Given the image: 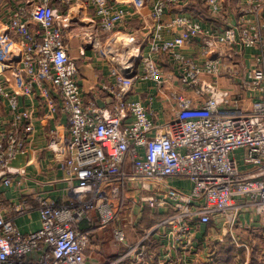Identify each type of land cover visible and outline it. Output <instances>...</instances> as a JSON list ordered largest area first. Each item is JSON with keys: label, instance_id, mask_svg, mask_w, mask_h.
Wrapping results in <instances>:
<instances>
[{"label": "built area", "instance_id": "2783aa9c", "mask_svg": "<svg viewBox=\"0 0 264 264\" xmlns=\"http://www.w3.org/2000/svg\"><path fill=\"white\" fill-rule=\"evenodd\" d=\"M52 1L18 5L6 20L14 73L23 83L20 93L12 91L0 68V98L9 107V119L0 123V184L22 192L24 181L12 178L9 170L30 149L39 106L45 121L66 118L68 157L61 170L73 200L58 203L36 193L31 201H0V264H89L86 252L95 230L81 231L80 224L96 213L98 230L114 225V204H123L131 190L142 206L165 212L146 239L164 230L175 239L177 255L166 251L158 264H201L204 251H199L197 235L204 228L220 229L224 237L219 243L226 237L247 250L236 229H264V0H239L240 20L223 27L185 12L164 23L168 12L183 9L186 1L144 0L152 10V25L141 42L146 51L141 68L131 78L102 86L115 99L108 115L85 102L80 68L68 53L67 28L58 22ZM56 1L62 9L72 5V0ZM80 1L94 12L105 35L119 32L131 17L116 0ZM202 4L212 19L223 17L226 0ZM174 32L178 35L166 37ZM195 42L200 51L188 56L185 48ZM250 49L259 52L247 65ZM223 78L236 88L234 93L220 90ZM173 80L183 92L170 91L163 99L171 113L168 122L127 98L136 82L163 89L171 88ZM157 99L151 96L149 103ZM176 181L191 183V191L174 187ZM35 212L41 228L21 233L15 222ZM112 233L117 244L126 243L122 228ZM208 240L202 242L205 251ZM149 241L130 247L114 264L144 258Z\"/></svg>", "mask_w": 264, "mask_h": 264}, {"label": "crops", "instance_id": "0c3cea01", "mask_svg": "<svg viewBox=\"0 0 264 264\" xmlns=\"http://www.w3.org/2000/svg\"><path fill=\"white\" fill-rule=\"evenodd\" d=\"M116 1L130 12L131 17L123 29L115 34L106 35L108 37L99 34L94 12L80 0H72V5L67 10L62 9L56 0L52 1V6L57 11L58 22L67 28L68 53L80 68V83L85 102L94 103L107 115L111 111V104L114 103L115 99L108 92L102 90V86L115 84L119 77L131 78L140 71L141 57L146 52L143 50L141 42L152 25L150 21L152 10L150 6L145 4L144 0ZM185 1L186 7L168 12L164 23L180 12L191 13L206 25L220 27L234 24L241 18L239 0H226L225 12L220 20L212 19L204 8V12L194 8L193 5L196 0ZM31 2L33 0H0V68L8 80L11 90L16 93L21 92L23 82L14 73L16 57L14 47L9 40L12 35L8 33L6 20L14 7L30 5ZM200 3L202 4V0ZM174 35L178 34L174 32L171 36L166 34V37L171 38ZM125 38L131 41L128 45L124 42ZM199 47L200 43L195 42L185 48V53L188 56L196 57L200 51ZM258 52L257 49L247 50L245 52V64H253ZM162 65L167 69V73H171L169 66L164 61ZM219 83V88L222 91L229 90L232 93L236 91V88L231 86L225 78L221 79ZM161 89L153 82L143 81L136 82L132 89L125 88L124 91L129 90L127 98L130 102L145 104L148 109L159 112V121L168 122L171 120V113L168 110L169 104L163 99H167L170 91L182 93L183 90L179 87L177 80H173L171 88L165 87L160 92ZM151 96L158 97L153 105L149 103ZM34 111L35 134L30 149L26 155L16 158L11 163L9 170L12 178L24 181V188L22 192H19L14 188L5 189L0 184V201L5 203L18 202L21 198L31 201L33 195L40 193L58 203L71 202L73 197L69 194L66 177L61 170L62 164L68 157L65 145V138L67 137L66 118L59 115L55 120L45 121V111L42 108L37 106ZM8 119L9 107L0 98V123ZM173 186L186 194L192 189V184L187 181L173 182ZM114 205V211L118 216L114 225L104 230H98V215L92 213L90 220L82 222L79 226L81 231L95 230L86 252L89 264H106L109 260L122 256L121 253L124 250L131 245L136 246L142 241L139 239L138 226L142 230L152 228L158 220L162 219L159 216L165 214L164 211L142 206L133 190L126 194L123 204L115 202ZM15 224L21 233L30 234L41 228V218L39 213L35 212L27 217L19 218ZM115 227H120L125 231L127 238L125 244L115 242L112 233ZM213 230L204 228L202 234L197 235L199 244L203 248L202 242L204 240L207 242L209 238L208 250L199 248V251H204L201 256V264H264V240H243L241 234L244 230L238 228L235 231V236L239 242L248 246L247 250L238 249L232 240L226 237L224 243H219L218 240H210L214 234L220 240L224 237L220 229ZM207 232L208 234L203 237L204 233ZM165 233L168 232L164 230L156 234L155 240L148 242L145 255L148 260L145 264H158L157 259L161 258L166 251H174L172 249L174 239L168 237L161 240L165 237ZM211 233L212 236H210ZM153 251L157 254L154 257H152L155 254ZM139 258L131 259L140 260Z\"/></svg>", "mask_w": 264, "mask_h": 264}, {"label": "rangeland", "instance_id": "374dc122", "mask_svg": "<svg viewBox=\"0 0 264 264\" xmlns=\"http://www.w3.org/2000/svg\"><path fill=\"white\" fill-rule=\"evenodd\" d=\"M197 2H198V0H197ZM199 2H200V0H199ZM192 7V6H191ZM203 6H202V4H201V7L199 8V10H200V12H203ZM98 27V26H97ZM98 32H99V34L100 35H102V36H104L105 34H102L100 31H99V28H98ZM105 37H108V36H106L105 35ZM227 81V80H226ZM223 90H226V89H223ZM160 218H162V219H160V220H158V222L154 225V226H156L157 224H159L164 218H165V215L164 214H161L160 216H159ZM153 226V227H154ZM152 227V228H153ZM152 228H144V230H142V229H140V227L138 226V230H139V239H141V240H155L154 239V234L152 235V236H149L147 239H146V235L151 231V229ZM210 229V228H209ZM212 230H213V228H211ZM245 230H247V231H242V234H241V236H242V239L243 240H264V230L261 228V227H259V226H252V227H250L249 229H245ZM202 231H204V230H202ZM214 231V230H213ZM167 235H165V237L163 238V239H161V240H164L165 238H171V239H174L172 236H168V233H166ZM214 235H216V234H214ZM212 236V233L210 234V236H212V238L210 239V240H220V238H218V237H216V236ZM209 236V237H210ZM226 239V238H225ZM230 239V238H229ZM175 240V239H174ZM231 240V239H230ZM132 246V245H131ZM130 246V247H131ZM130 247L129 248H127L126 250H124L122 253H121V255H123V254H125V253H127L128 251H129V249H130ZM132 247H134V246H132ZM121 251H122V248H121ZM120 251V252H121ZM153 253H155L154 251H153ZM154 255H157L156 253L155 254H153L152 255V257H154ZM173 255L175 256V255H177V250L176 249H174V252H173ZM119 258V257H118ZM118 258H116V259H112V260H109L106 264H114V262L118 259ZM134 258H136V256H134ZM133 258V259H134ZM133 259H131V257H129L128 259H126V260H124V261H122V262H120V263H117V264H145L146 262H147V260H148V258L147 257H144V258H142V257H140L139 259L140 260H133Z\"/></svg>", "mask_w": 264, "mask_h": 264}, {"label": "trees", "instance_id": "16d2710c", "mask_svg": "<svg viewBox=\"0 0 264 264\" xmlns=\"http://www.w3.org/2000/svg\"><path fill=\"white\" fill-rule=\"evenodd\" d=\"M193 7H194V8H198V10H199V8L201 7V3L199 2V0H198V2H197V0L195 1ZM199 11H200V10H199ZM203 12H204V10H203ZM222 258H225V257H222Z\"/></svg>", "mask_w": 264, "mask_h": 264}, {"label": "bare ground", "instance_id": "6f19581e", "mask_svg": "<svg viewBox=\"0 0 264 264\" xmlns=\"http://www.w3.org/2000/svg\"><path fill=\"white\" fill-rule=\"evenodd\" d=\"M124 42H125L126 45H128L131 41H130L128 38H125V39H124ZM122 45H123V44H122ZM124 52H125V51H124ZM133 54H134V53H133ZM120 57H121V56H120ZM122 60H123V59H122Z\"/></svg>", "mask_w": 264, "mask_h": 264}]
</instances>
